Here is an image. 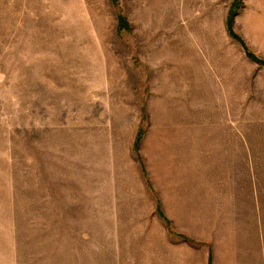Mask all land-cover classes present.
Returning a JSON list of instances; mask_svg holds the SVG:
<instances>
[{
  "label": "rangeland",
  "instance_id": "rangeland-1",
  "mask_svg": "<svg viewBox=\"0 0 264 264\" xmlns=\"http://www.w3.org/2000/svg\"><path fill=\"white\" fill-rule=\"evenodd\" d=\"M237 254L264 264V0H0V264Z\"/></svg>",
  "mask_w": 264,
  "mask_h": 264
},
{
  "label": "crops",
  "instance_id": "crops-1",
  "mask_svg": "<svg viewBox=\"0 0 264 264\" xmlns=\"http://www.w3.org/2000/svg\"><path fill=\"white\" fill-rule=\"evenodd\" d=\"M215 252H212V256H213V259H214V257H215ZM228 255H230V253L228 254ZM231 256H230V258L227 260V264L229 263V262H231ZM236 261H237V264H246V260H245V258H244V256H243V254H237V256H236ZM255 263V264H259V259H258V256H255V258H254V260L251 258V255L248 257V259H247V264H251V263ZM212 264H214V260H213V263Z\"/></svg>",
  "mask_w": 264,
  "mask_h": 264
}]
</instances>
